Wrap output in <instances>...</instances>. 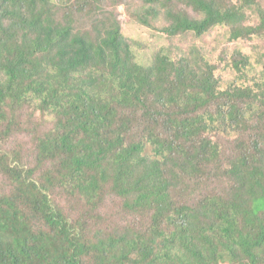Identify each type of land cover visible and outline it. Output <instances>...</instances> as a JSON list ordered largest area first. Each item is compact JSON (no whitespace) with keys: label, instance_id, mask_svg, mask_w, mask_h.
<instances>
[{"label":"trees","instance_id":"obj_1","mask_svg":"<svg viewBox=\"0 0 264 264\" xmlns=\"http://www.w3.org/2000/svg\"><path fill=\"white\" fill-rule=\"evenodd\" d=\"M89 1L0 0V264H264V95L221 89L205 54L215 28L236 41L250 38L252 14L264 27L260 3ZM98 14L110 24L91 22ZM137 26L169 41L147 64L123 35ZM38 113L53 124L24 167L3 141Z\"/></svg>","mask_w":264,"mask_h":264},{"label":"rangeland","instance_id":"obj_2","mask_svg":"<svg viewBox=\"0 0 264 264\" xmlns=\"http://www.w3.org/2000/svg\"><path fill=\"white\" fill-rule=\"evenodd\" d=\"M54 1L58 2L60 0ZM104 1L105 0H90L86 3L87 8L96 9L100 6H103V4H117L119 2V0H107L105 3ZM258 2L264 11V0H258ZM133 4L134 7L132 9L136 8L137 10H140L143 6V1L133 0ZM181 6L182 4H179V8H181ZM247 14L249 16V13ZM95 21L107 23L108 25L110 24V21H107L104 14H98L94 16L91 19V22ZM119 21L122 23L121 25L123 27L124 17H120ZM248 25L253 27L252 32L249 34L250 38H240L236 41L230 40L229 32L223 27L213 29L210 34L206 35L205 54L206 56H212V62L217 66L215 75L217 79L220 80L221 89L228 88L229 84L236 86H248L253 89L255 88L256 95H264V27H260V19L257 14H252L249 16ZM123 35L125 40L130 44L135 42L136 48L134 49V53L136 54V60L145 64L151 60L155 46L165 47L166 45H169V41H166L163 36L160 37L159 35H156L153 30L142 29L140 26H137L135 29H125L123 31ZM181 46L183 49H186L189 45L182 43ZM241 59H247V64L240 68L242 73L246 75V78L244 79H242L240 74L232 69V64L234 62L240 64L239 60ZM9 114H16L14 107L9 110ZM166 114L167 112L161 111V115L159 117H153L151 122L148 123V126L152 129L155 126L163 127L162 122L157 124L153 121L154 119H160L161 121L165 120ZM13 120L14 117L11 118V121ZM47 121H51L53 124L51 117L41 113H38L34 116H21L17 122L15 121L14 126H12V130H14L15 133L11 136H7L3 141V148L6 153H8V155L16 162L20 161L19 159H21L24 167H33L32 156L30 157L29 154L35 149L34 141L37 132L44 134L52 127V124H47ZM247 121H251L250 115L247 118ZM250 126L244 127V129L248 130ZM1 127L2 126H0V133L2 131ZM239 131L240 133H244L242 130ZM233 136L236 138L237 142L238 139L243 138L242 134L234 133ZM249 147L253 148V145L250 143ZM16 157L19 159L16 160ZM205 173L211 176V179L216 185H218V188L222 194L230 193L232 184L229 179H225L222 182L224 178H222V175H219V172L214 169H206ZM180 178H182L183 182L182 190L187 192L193 190V180L188 179L186 175H180ZM9 184L10 183L6 177L0 173V194H3L10 189ZM57 193L58 191L52 193L50 197L54 200L56 198L64 211H69L68 203L61 201ZM103 203L107 207H111L114 204V199L105 196L103 198Z\"/></svg>","mask_w":264,"mask_h":264}]
</instances>
